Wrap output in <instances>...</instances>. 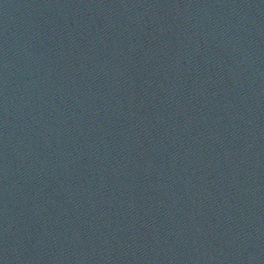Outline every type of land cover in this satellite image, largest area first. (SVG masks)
<instances>
[{"label": "water", "instance_id": "obj_1", "mask_svg": "<svg viewBox=\"0 0 264 264\" xmlns=\"http://www.w3.org/2000/svg\"><path fill=\"white\" fill-rule=\"evenodd\" d=\"M0 264H91L47 168L1 90Z\"/></svg>", "mask_w": 264, "mask_h": 264}]
</instances>
